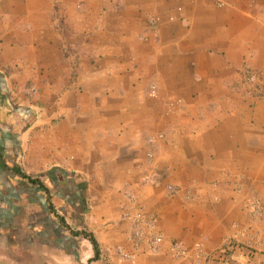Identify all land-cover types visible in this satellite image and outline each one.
<instances>
[{
	"label": "crops",
	"instance_id": "obj_1",
	"mask_svg": "<svg viewBox=\"0 0 264 264\" xmlns=\"http://www.w3.org/2000/svg\"><path fill=\"white\" fill-rule=\"evenodd\" d=\"M0 264H264V0H0Z\"/></svg>",
	"mask_w": 264,
	"mask_h": 264
},
{
	"label": "built area",
	"instance_id": "obj_2",
	"mask_svg": "<svg viewBox=\"0 0 264 264\" xmlns=\"http://www.w3.org/2000/svg\"><path fill=\"white\" fill-rule=\"evenodd\" d=\"M250 79H254V76H250ZM158 138H162L161 135H158ZM150 157V156H149ZM168 191H172V187L168 186ZM131 209L133 210L131 215L126 214L125 216L129 218L133 224V238H140L143 235V227L145 226L149 232H151L154 228L155 219L152 217L146 216V214L137 207L136 202L132 196H129ZM250 213L252 216L258 217L263 212V205L258 199H251L249 202ZM151 243L153 246H157L161 243V237L159 236H151ZM177 249L178 246L176 247ZM197 255L203 257L204 254L199 247L196 249ZM124 257H128L123 254ZM205 258V256H204Z\"/></svg>",
	"mask_w": 264,
	"mask_h": 264
},
{
	"label": "trees",
	"instance_id": "obj_3",
	"mask_svg": "<svg viewBox=\"0 0 264 264\" xmlns=\"http://www.w3.org/2000/svg\"><path fill=\"white\" fill-rule=\"evenodd\" d=\"M83 235L90 241L93 250H94V258H96L98 256V245L97 242L95 241V239L93 238V236L91 234H85L83 233Z\"/></svg>",
	"mask_w": 264,
	"mask_h": 264
}]
</instances>
